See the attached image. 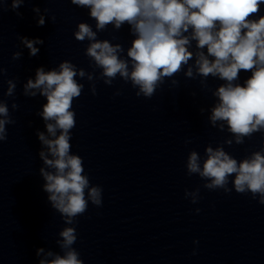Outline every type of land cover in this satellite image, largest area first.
Returning a JSON list of instances; mask_svg holds the SVG:
<instances>
[{"label": "clouds", "instance_id": "1", "mask_svg": "<svg viewBox=\"0 0 264 264\" xmlns=\"http://www.w3.org/2000/svg\"><path fill=\"white\" fill-rule=\"evenodd\" d=\"M23 3L24 0H12L11 7L15 10ZM71 3L90 9V17L96 21L98 31H103L109 24L120 29L127 23L135 37L127 50V58H122L120 53L124 49L120 44L98 40L89 24L79 23L74 37L77 41L87 39L91 42L85 55L101 69L99 79L106 85H111L119 76L137 89V97L151 98L165 77L174 76L193 59L194 54L189 48L194 40L197 74L225 81L214 93L218 103L211 110L213 126L219 121L225 122L236 144H242L245 137L255 132L264 131V15L253 18L264 0H71ZM17 15L21 14L17 12ZM38 24H44V17H40ZM23 42L33 56L39 51L34 44L43 43L38 38H23ZM205 48L207 54L203 51ZM18 57L19 53L14 55V58ZM242 70L251 72L243 85L235 83ZM186 75L193 76L192 67L187 69ZM77 76L87 77L89 81L95 79L92 73L65 60L58 70L45 72L42 67L38 68L35 80L29 79L25 85L26 95L35 96L37 92L32 90H39L47 99L39 115L45 121L48 136L37 132L47 150L39 152L45 165L40 173L52 208L65 217V223L69 225L88 210L89 202L102 206L103 191L98 185H90L89 177L84 174L82 157L71 152V130L76 126L72 105L84 88L78 83ZM8 83L7 95L11 96L15 84ZM91 91L96 94L95 84ZM0 116L4 117L0 119L2 142L7 139L5 126L14 123L4 103H0ZM223 128L221 125V130ZM225 143L230 146L233 141ZM205 156L201 165L199 154L190 152L186 161L189 176L198 175L208 190L222 189L231 193L234 189L239 194L251 193L253 199L258 198L264 205V148L240 161L223 146L206 147ZM199 192V188L192 193L185 190V198L192 196L191 202L197 203ZM199 211L197 208L196 212ZM59 236L62 239L57 243L63 254L45 253L39 248L37 256L47 257L39 264H84L73 247L77 240L76 229L66 227ZM192 254H196L195 250Z\"/></svg>", "mask_w": 264, "mask_h": 264}]
</instances>
